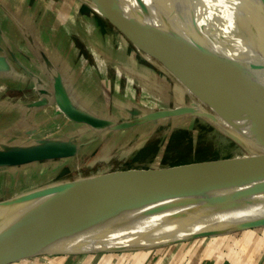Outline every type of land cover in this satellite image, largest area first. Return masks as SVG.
<instances>
[{
  "label": "bare ground",
  "instance_id": "1",
  "mask_svg": "<svg viewBox=\"0 0 264 264\" xmlns=\"http://www.w3.org/2000/svg\"><path fill=\"white\" fill-rule=\"evenodd\" d=\"M229 1L115 0L121 14L150 26L155 33L153 38L132 28L98 0H82L99 17L119 22V27L129 34L140 53L152 51L168 58L182 75L183 79L178 78L180 84L213 110L224 113V117L234 122L237 134L240 135L238 131L243 133L246 137L242 138L261 153L264 148L250 131L248 133L253 127L250 118L222 98L216 79L190 51L193 47L212 61L227 76L229 88L264 123V52L261 49L264 0ZM247 19H252L260 28L258 46L247 36L250 34L245 27ZM165 39L173 43L181 55L158 52L159 41ZM140 183L99 192L72 216L62 231L26 256L139 250L264 226V171L221 178L199 176L145 188H140ZM71 195L69 190L15 196L0 202V238L9 239L22 227L43 219Z\"/></svg>",
  "mask_w": 264,
  "mask_h": 264
},
{
  "label": "crops",
  "instance_id": "2",
  "mask_svg": "<svg viewBox=\"0 0 264 264\" xmlns=\"http://www.w3.org/2000/svg\"><path fill=\"white\" fill-rule=\"evenodd\" d=\"M138 53L118 28L83 2L0 0V153L55 144H62L66 152L63 157L0 164V190L27 194L44 188L42 179L59 170V161L88 156L97 141L104 155L109 149L103 146L106 134L127 128H112L127 124L113 123L129 112L125 80L151 92L167 87ZM24 91L26 101H11ZM75 113L94 117L97 126L76 121ZM202 239H198L193 264H264V233L242 229L215 243ZM101 254L91 255L84 263L75 260L77 255L68 261L142 264L146 256L143 252L125 258ZM52 258L51 264H65L56 259L60 257ZM41 260L29 264L45 262Z\"/></svg>",
  "mask_w": 264,
  "mask_h": 264
},
{
  "label": "rangeland",
  "instance_id": "3",
  "mask_svg": "<svg viewBox=\"0 0 264 264\" xmlns=\"http://www.w3.org/2000/svg\"><path fill=\"white\" fill-rule=\"evenodd\" d=\"M33 1L36 3L38 1L41 4L47 3L48 1L61 0ZM75 1L78 4H82V0ZM230 4L242 21L235 6L231 2ZM134 13L136 16L139 14L136 11ZM116 24L118 26L121 25L119 22H116ZM245 27L250 33L247 36H251L253 44L258 46V42L261 39L259 33L260 28H258L252 19H247ZM125 34L129 38V34ZM132 43L134 44V42ZM157 51L165 53L161 45L157 48ZM139 54L141 55L142 62L152 69H155L159 77L167 84V87H163L162 90L159 89L157 92H151L144 87L134 86L128 79L125 80V86L129 88V93L125 95L130 104L129 112L125 113L127 114L126 118H115L113 123H119L120 121L127 122L126 130H118L116 133L110 132L106 134L103 146L108 145L109 149L104 155H102L101 145L97 141L90 146L87 153L89 154L88 156L85 155L86 157L75 158V160L59 161L62 163L59 166V170L50 175L48 174L42 179L45 180V187L93 177L111 171H151L177 165L259 153L250 143L242 138L246 137L243 133L238 131L241 136L237 134L234 130L237 128L233 125L234 122H231L228 117H224V113L222 114L218 110H213L207 103L199 100L190 93L172 73L162 67L161 62L155 56L149 53ZM119 88H122L121 84ZM218 89L223 93L219 86ZM4 96L9 95H2V97ZM27 96V93L24 91L14 94L12 100L7 99L14 103L13 100L16 101L17 99L26 101ZM179 107H189L190 111H183L176 114L170 113L172 109ZM45 133L47 132L45 131ZM25 195L24 192L12 193L10 191L4 192L0 190V202L10 197ZM245 229L255 231L258 235L264 233V226L248 227ZM231 233L233 232L216 236L193 237L177 243H167L157 247L139 250L130 249L116 251L115 253L107 251L106 253L116 254V257L121 255L125 258L132 256L134 253L143 252L146 256L142 259V264H183L185 262L193 264L196 262L199 253V247L197 246L198 239L203 238L202 241L209 239L215 243L216 241H222L223 237ZM200 249H203V246ZM236 250L234 249V251ZM95 253L102 255L101 252L77 254L53 252L25 256L8 264H29L34 261L37 263L38 259L41 258L43 259L41 261L45 262L40 263L51 264V260H54L52 257H60L56 259H59V261L62 260L65 264H69L70 261L68 260H71L70 257L75 255H77L75 260L84 263V259H90L91 255ZM156 261L158 263H155Z\"/></svg>",
  "mask_w": 264,
  "mask_h": 264
},
{
  "label": "water",
  "instance_id": "4",
  "mask_svg": "<svg viewBox=\"0 0 264 264\" xmlns=\"http://www.w3.org/2000/svg\"><path fill=\"white\" fill-rule=\"evenodd\" d=\"M103 3L116 14L122 17L132 28H138L151 37H155L151 27L141 20L128 18L121 14L117 9L115 0H98ZM126 37V39L135 47L122 29L113 21L106 19ZM159 45L173 56L181 55L173 43L169 40H160ZM262 51L264 52V42H262ZM136 48V47H135ZM190 51L196 57V60L201 66L212 75L219 88L222 90L223 99L229 100L235 107L240 109L245 115L250 118L253 125L248 129V133L252 134L253 139L264 148V123L259 121L256 115L242 101V99L229 88L227 85L228 78L221 73L217 66L207 60L199 51L190 48ZM157 58L165 68H167L177 79H183L182 75L175 70L169 59L157 54L156 52L147 51ZM190 111L189 107L174 108L170 111L171 114ZM74 119L89 126H97V120L85 113H75ZM127 124H118L112 128H121ZM250 135V134H249ZM62 144L47 145L36 149L15 151L9 153H0V164H16L26 161H36L44 159H52L65 156L66 152L61 146ZM264 171V151L261 153L246 155L241 157H231L226 159H217L204 162H196L185 165H177L151 171H111L102 173L93 177L73 180L63 184L52 185L32 191L25 196L45 195L59 191H71L72 195L69 199L59 206L57 209L49 213L43 219L27 225L19 229L16 234L9 239L0 238V264H8L22 257L42 242L49 240L57 232L62 231L70 222L84 204L99 192L109 189L125 186L129 183H140V188H145L150 185H159L167 182L183 180L186 178H194L199 176L206 177H232L245 176Z\"/></svg>",
  "mask_w": 264,
  "mask_h": 264
}]
</instances>
